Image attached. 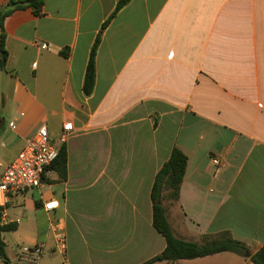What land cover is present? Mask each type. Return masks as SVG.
Instances as JSON below:
<instances>
[{
  "label": "crops",
  "instance_id": "obj_1",
  "mask_svg": "<svg viewBox=\"0 0 264 264\" xmlns=\"http://www.w3.org/2000/svg\"><path fill=\"white\" fill-rule=\"evenodd\" d=\"M116 3L45 0L41 15L24 7L4 21L0 176L42 125L54 144L73 126L67 178L49 171L40 187L8 196L10 264L37 244L40 264H65L55 225L68 264L161 254L151 192L175 146L188 157L179 200L164 202L176 237L202 244L228 232L252 256L264 248V0H131L102 35L86 96L90 51ZM50 201L58 208L47 212ZM156 264L254 263L222 252Z\"/></svg>",
  "mask_w": 264,
  "mask_h": 264
},
{
  "label": "trees",
  "instance_id": "obj_2",
  "mask_svg": "<svg viewBox=\"0 0 264 264\" xmlns=\"http://www.w3.org/2000/svg\"><path fill=\"white\" fill-rule=\"evenodd\" d=\"M130 2L131 0H117L115 10L107 21L102 24L100 32L93 43L83 82V92L86 96H90L94 91L96 82V57L101 44L102 35L117 14ZM44 3L45 0H10L6 9L0 10V69L5 70L6 67L5 19L15 10L24 7H32L36 15H41ZM2 54L4 56H2ZM61 54L67 57L68 51L63 50ZM187 163V155L175 146L172 149L169 160L161 167L155 176L151 192L153 226L166 240V248L161 254L142 264H156L159 262L171 263L178 260L201 258L222 252H231L240 256H245V254L249 252L248 247L244 243L234 240L228 232H223L218 235H206L203 237L202 244L183 241L176 237L168 221L164 202H177L179 200L180 188L184 180ZM49 171L57 172L62 180L67 178L68 150L65 144L60 146L57 159L46 170V172ZM43 180L44 182L47 180L46 175H44ZM1 214L2 209L0 208V258L5 264H10L6 254V242L4 241L3 235L5 232L15 231L16 225H2ZM250 260L254 264H264V248L250 256Z\"/></svg>",
  "mask_w": 264,
  "mask_h": 264
},
{
  "label": "built area",
  "instance_id": "obj_3",
  "mask_svg": "<svg viewBox=\"0 0 264 264\" xmlns=\"http://www.w3.org/2000/svg\"><path fill=\"white\" fill-rule=\"evenodd\" d=\"M72 130L73 126L71 123L64 125V133L60 137L59 143L54 144L50 141L47 125H42L34 138L26 144L23 150L0 176L2 225L9 224L5 213V206L8 202L9 194L24 193L29 189L38 188L44 183L43 177L47 173V168L57 159L60 146L67 142ZM213 164L218 166L220 162L218 159H214ZM57 208L58 203L56 201H50L44 204V210L47 212L54 211ZM53 231L55 251L59 252L63 256L65 264H68L67 235L58 225L53 227ZM44 252L43 244L21 246L19 247L18 257L20 262L24 264H40Z\"/></svg>",
  "mask_w": 264,
  "mask_h": 264
},
{
  "label": "water",
  "instance_id": "obj_4",
  "mask_svg": "<svg viewBox=\"0 0 264 264\" xmlns=\"http://www.w3.org/2000/svg\"><path fill=\"white\" fill-rule=\"evenodd\" d=\"M2 56H4V55L2 54ZM245 257H246V258H249V257H250V253L247 252V253L245 254Z\"/></svg>",
  "mask_w": 264,
  "mask_h": 264
},
{
  "label": "rangeland",
  "instance_id": "obj_5",
  "mask_svg": "<svg viewBox=\"0 0 264 264\" xmlns=\"http://www.w3.org/2000/svg\"><path fill=\"white\" fill-rule=\"evenodd\" d=\"M11 232H13V231H11Z\"/></svg>",
  "mask_w": 264,
  "mask_h": 264
}]
</instances>
